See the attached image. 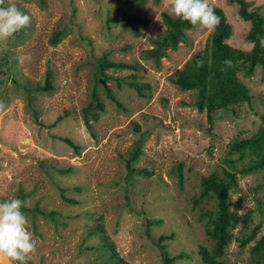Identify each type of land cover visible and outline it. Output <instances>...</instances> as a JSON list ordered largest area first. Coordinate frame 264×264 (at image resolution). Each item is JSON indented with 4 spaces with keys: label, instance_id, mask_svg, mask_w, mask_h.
<instances>
[{
    "label": "rangeland",
    "instance_id": "rangeland-1",
    "mask_svg": "<svg viewBox=\"0 0 264 264\" xmlns=\"http://www.w3.org/2000/svg\"><path fill=\"white\" fill-rule=\"evenodd\" d=\"M236 1L209 0V4L223 12L231 28L225 43L248 52L250 23L238 16ZM242 1L250 4L248 11L256 10L264 17V0ZM14 3L30 17V24L0 43V199H19L24 194L26 207L56 213L54 221L24 213L36 241L30 261L111 264L120 259L126 264H163L161 246L170 258L186 255L172 264H203L199 250L212 242L206 238L201 215L213 210L215 202L197 198L200 179L247 164L248 158L235 164L223 159L236 158L226 154L227 144L250 136L261 125L262 68L256 66L249 77L243 71L238 74L249 90L250 102L218 110L210 127L205 114L196 111L194 93L180 91L168 79L204 48L211 32L186 30L185 41L176 50H167L159 66L142 58L151 48L150 40L165 30L162 14H168V0ZM133 17L147 20L139 37L128 28L127 19ZM55 31L61 32L59 42L51 45ZM107 53L108 60L138 67L106 70L112 79H98L99 86L97 59ZM48 66L53 90L44 92L38 88L44 84ZM130 81L143 86L145 98L126 86ZM105 88L121 107L109 100ZM92 90L104 111L90 122L89 132L82 109L91 100ZM59 116L62 121L52 126ZM140 134L141 154L133 167L151 174L134 176L128 186L125 159ZM61 139H68L76 149ZM262 174H236L238 188L230 191L229 201L240 223L220 259L223 264H255L249 248L264 235V217L254 210L259 201L264 212V186L257 188ZM62 195L74 202L63 201ZM248 210L253 212L241 229ZM257 225L255 239L241 248L237 239ZM94 226L102 232L89 236ZM169 235L172 238L159 246V236Z\"/></svg>",
    "mask_w": 264,
    "mask_h": 264
},
{
    "label": "trees",
    "instance_id": "trees-1",
    "mask_svg": "<svg viewBox=\"0 0 264 264\" xmlns=\"http://www.w3.org/2000/svg\"><path fill=\"white\" fill-rule=\"evenodd\" d=\"M155 2L157 0H154ZM239 4L238 16L243 20L250 23V28L246 36V40L252 44V48L248 52L234 49L225 43L231 35V28L225 20L223 12L210 5L215 14L219 17V24L214 31L206 39L204 48L189 57L169 79V83L178 88L182 92L194 93L195 100L194 106L196 111L200 114H205L206 122L211 127L214 122V115L218 110H232L233 107L249 103L251 96L249 90L238 79V74L244 72L246 77L252 76L253 70L256 66L262 68V79L264 82V45L261 44V40L264 39V17H262L256 10L248 11L247 6L250 4L245 3L242 0L236 1ZM128 28L131 34L135 37L140 36V28H143L147 24V20L144 18L133 17L127 19ZM132 23L136 27L132 26ZM162 22L165 26V30L158 34L156 37L150 40L151 48L143 52L142 58L151 60L156 66H159L160 60L166 56L167 50H176L179 43L185 41V31L190 30L192 26L187 22H181L178 19H173L168 14H162ZM130 23V25H129ZM61 32L55 31L50 39L51 45H56L59 42ZM105 54L103 57L97 59L96 65V80L97 85H102L98 79L106 80L112 79V77L105 74L106 70H136L138 64H125L121 62H114L107 59ZM229 59L232 61V66L226 67L224 60ZM197 61H203V67H197ZM221 69H224L223 71ZM133 78V76H131ZM52 72L50 66L47 67L45 74L44 84L38 89L44 92H50L52 87ZM100 82V83H99ZM129 89H132L139 97L145 98L146 95L143 92V86L134 81L126 83ZM148 88L147 86H144ZM106 95L116 106L121 107L117 99L111 94L108 88H105ZM104 111V105L101 102L99 96L95 93V90L91 92V100L82 109V119L85 128L90 132V122L98 119V113ZM62 117H57L55 126L62 121ZM135 132L139 131V128L134 126ZM141 135V134H140ZM72 148L76 149L74 144L68 139H61ZM143 135L137 139L134 143V147L127 153L125 159L126 168V183L130 185L132 179L136 175H147L151 173L144 169H137L133 167V163L137 160L141 154V144ZM226 154L228 156L236 155L235 159L225 157L223 161L227 164H235L238 160H244L248 158L247 164L240 169H235L232 166L231 169H221L220 172H212L208 176H202L200 179V192L198 199L211 198L215 202V208L213 210H205L201 215L204 220L205 235L207 240L211 241L210 247H201L199 255L203 264H223L220 259L225 254V249L233 240V231L240 223V218L230 209L229 195L230 191L238 188L237 175H250L252 173L261 171L262 181L257 188L264 186V114L261 116V125L258 129L248 137L237 139L235 138L229 144H227ZM231 166V165H230ZM179 169V180L182 179V174ZM78 190V188H76ZM63 192V190H61ZM19 199L24 202L26 195L20 194ZM196 198V199H197ZM62 199L65 202H74L65 198L62 195ZM195 199V200H196ZM6 198L0 199V202L6 201ZM262 204L258 201L257 206L254 208L261 216L264 217V212L261 210ZM24 213H29L31 216L39 215L44 218H50L54 221L55 212H46L39 209L37 206L33 208H22ZM253 211L248 210L244 215L241 223V229L245 228L249 222L250 215ZM147 228L149 224L147 223ZM259 226L253 228L249 234H242L237 239L241 248H244L249 242L255 239L256 232ZM101 227L94 226L89 229L88 235H94L96 233L101 234ZM172 235L159 236L158 245L161 241L171 239ZM103 246H108L104 244ZM160 246V245H159ZM163 264H172L177 259L186 257L185 254H179L174 257H169L168 254L163 252ZM251 254V260L255 264H264V235L258 240L254 241L253 245L249 248ZM28 264H33L29 260ZM111 264H126L122 260L118 259Z\"/></svg>",
    "mask_w": 264,
    "mask_h": 264
},
{
    "label": "clouds",
    "instance_id": "clouds-1",
    "mask_svg": "<svg viewBox=\"0 0 264 264\" xmlns=\"http://www.w3.org/2000/svg\"><path fill=\"white\" fill-rule=\"evenodd\" d=\"M168 15L200 31L212 32L219 24L209 0H168ZM29 24L30 17L14 0H0V43H6ZM223 63L226 67L232 66L229 59ZM196 66L203 67V61H197ZM23 207L24 202L18 198L0 202V264H28L36 251V241L28 230Z\"/></svg>",
    "mask_w": 264,
    "mask_h": 264
},
{
    "label": "water",
    "instance_id": "water-1",
    "mask_svg": "<svg viewBox=\"0 0 264 264\" xmlns=\"http://www.w3.org/2000/svg\"><path fill=\"white\" fill-rule=\"evenodd\" d=\"M144 221V220H143ZM145 222V221H144Z\"/></svg>",
    "mask_w": 264,
    "mask_h": 264
}]
</instances>
